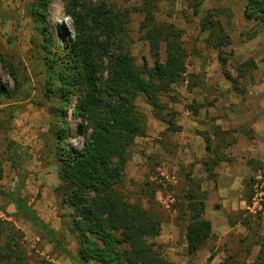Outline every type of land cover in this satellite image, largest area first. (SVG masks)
Segmentation results:
<instances>
[{
    "label": "rangeland",
    "instance_id": "374dc122",
    "mask_svg": "<svg viewBox=\"0 0 264 264\" xmlns=\"http://www.w3.org/2000/svg\"><path fill=\"white\" fill-rule=\"evenodd\" d=\"M79 2V6L86 2L88 8L104 2L112 13H119L127 34V48L137 65H155L142 29V0ZM79 6L78 10L82 8ZM37 7L41 9L40 16H34ZM70 7L66 0H0V188L18 191L43 221L65 235L66 247L77 254V236L70 231L73 209L62 201L56 189L60 184V149L66 148L69 139L78 151L84 138L79 130L81 118L74 114L77 95L71 94L65 100L59 76H51V67L58 74L71 51L75 22L69 14ZM245 7L246 0H205L199 7L201 16H195L188 0H157L156 19L173 23L183 31L187 71L169 92L161 93L164 109L158 116L143 96L137 98L146 134L128 147L125 177L117 190L129 203L140 205L159 218L160 233L148 238V244L173 264H253L264 235V203L261 210L247 208L256 196V176L264 175V163L246 155L241 160L240 155L246 144L254 141L259 145V129L255 132L252 123L258 122L263 134L264 26L258 20L247 19ZM211 9L221 10L218 19L232 40L223 48L225 66L220 63L218 51L207 44L209 32L200 30V18ZM204 49L214 52L217 60V67L210 69L209 75V82L216 85L207 90L202 88V71L191 72L195 66L207 63L198 52ZM165 58L166 45L162 43L161 61ZM250 58L256 62L252 76L238 75V66ZM207 65L212 66V61ZM218 68L221 76L216 75ZM225 74L235 81L238 90ZM254 86L262 95L249 94ZM165 120H171L173 125L169 127ZM63 126L67 133L59 140L58 130ZM190 136L188 146L185 140ZM14 149L19 154L16 163ZM244 159L253 168L242 185L237 184L243 189L246 205L235 209L231 204L225 207V213L231 224L241 220L248 233L243 236L227 232L223 240L212 233L204 245L189 255L185 229L189 222L207 220L205 205L209 193L226 185L220 196L237 194L229 178L220 181L217 169H223L222 163L228 162V166L238 165V172L242 171ZM197 162L206 171V178L198 173L193 176ZM226 188H231L232 194H225ZM202 201L201 211L186 208L190 202L199 207ZM15 213L12 201L0 195V220L11 223L20 232L17 242L25 251V264H77L30 221ZM0 241L9 243L8 236L3 233ZM6 262L2 260L0 264H9Z\"/></svg>",
    "mask_w": 264,
    "mask_h": 264
},
{
    "label": "trees",
    "instance_id": "16d2710c",
    "mask_svg": "<svg viewBox=\"0 0 264 264\" xmlns=\"http://www.w3.org/2000/svg\"><path fill=\"white\" fill-rule=\"evenodd\" d=\"M66 1L72 6L69 14L74 18L75 35L66 66L57 70L58 74L52 66L51 76H59L65 100L71 94L77 95L74 114L81 118L79 130L84 139L78 151L69 144V139L66 148L60 149V184L56 192L73 209L70 231L77 236V254L66 247L65 235L43 221L18 191L0 188V195L12 201L15 215H22L30 221L77 264H173L152 251L148 244V238L160 233L159 218L140 205L129 203L117 186L125 177L128 147L137 137L146 134V122L137 109V98L143 96L158 116L164 109L161 93L169 92L187 71L188 52L183 45V31L173 23L156 19L157 0H142L145 13L142 29L155 65L149 67L144 62V66L139 67L127 48V34L119 13H112L104 2L88 8L86 2L79 6L80 0ZM188 1L194 15L201 16L199 7L205 0ZM78 6L82 8L78 10ZM221 13L217 9L208 10L200 18V30L209 32L207 44L218 51L220 63L225 66L227 58L223 48L232 40L218 19ZM41 14L40 7L34 8V16ZM244 15L264 26V0H246ZM162 43L166 45L164 61H161ZM255 69L256 62L250 58L238 66L237 71L242 77H251ZM225 75L238 90L235 81ZM165 121L169 127L173 125L171 120ZM66 133L64 126L60 128L59 140ZM205 141L209 152V140L206 138ZM18 156L14 149L15 163ZM187 198L191 201L190 194ZM191 203L186 205L191 212L204 208L203 201L199 207H193ZM3 233L8 236L9 243L0 241V262L25 264V251L17 242L18 229L0 220V238ZM211 234L210 221L189 222L185 229L186 252L189 255L195 253ZM259 246L253 264H264V235Z\"/></svg>",
    "mask_w": 264,
    "mask_h": 264
},
{
    "label": "crops",
    "instance_id": "0c3cea01",
    "mask_svg": "<svg viewBox=\"0 0 264 264\" xmlns=\"http://www.w3.org/2000/svg\"><path fill=\"white\" fill-rule=\"evenodd\" d=\"M198 52L200 53L201 56H204L207 59V63L205 62L203 65L206 64L205 67L202 66H195L194 70H191V72L194 74H198L201 73L203 74L204 77V84L202 86L203 89L207 90L211 88V86H215L213 81L210 80L209 82V75H210V69L217 67V60L215 57L214 52H211L209 50H198ZM212 61V66L207 65L208 63H210ZM215 71V70H213ZM216 75L217 76H221L219 68L216 69ZM220 79H222V77H218ZM250 95H257L260 96L261 91L258 90L255 86L251 89ZM249 96V95H248ZM264 96V95H263ZM264 99V98H263ZM264 102V101H263ZM262 122H264V120H262ZM256 126V127H255ZM264 126V124H263ZM252 129L256 132V130L259 129V133L258 136V142L259 145L251 142L248 145L246 144V146L243 147L244 152H240L241 155V160H243V156L246 155L247 157L250 158H254L257 159L259 161H261L262 163H264V127L262 128L263 134H260V127L258 125V122H254L251 125ZM256 129V130H255ZM191 139V136L189 137V139L185 140L186 145L190 146L189 140ZM257 142V141H255ZM187 148V147H185ZM190 147H188L187 149L189 150ZM223 169H217V172L220 173V181H224V177L229 178V180L232 181V187L234 189V187H236V197L232 196V197H228L226 196L225 198L220 196L222 195V189L225 186L221 187L222 189H218L215 190L213 192L209 193L208 199L206 200V210H205V216L206 219L208 221L211 222L212 224V233H215L216 235L219 236V240H223V234H226L227 232H231V231H235V233L237 235H243L245 236L248 232L247 229H244L241 225V220L236 221L235 223L231 224V218L225 213V207H229L231 204H233L236 207H233L235 209H241V207H243V205H246V201L244 199H242V187H239L237 184L239 183L240 185H242V181L243 179H245L246 177H248L251 173H253V168L250 167V165H248V163H246V160L244 159V163H242V171L237 170L238 165H232V166H228L229 163L228 162H224L222 163ZM194 171L195 173L193 174L194 177H196L197 173L198 176L200 177H204L206 178L207 173L206 171L203 169L202 164L201 163H196L194 166ZM243 171H245L246 175L243 176ZM196 174V175H195ZM225 194H232V190L231 188L228 189L226 188L224 190ZM226 226V227H225Z\"/></svg>",
    "mask_w": 264,
    "mask_h": 264
},
{
    "label": "built area",
    "instance_id": "2783aa9c",
    "mask_svg": "<svg viewBox=\"0 0 264 264\" xmlns=\"http://www.w3.org/2000/svg\"><path fill=\"white\" fill-rule=\"evenodd\" d=\"M257 182H256V193L255 197L253 198V202L251 206H248L247 208L249 210H261L264 203V175L258 174L256 176Z\"/></svg>",
    "mask_w": 264,
    "mask_h": 264
}]
</instances>
